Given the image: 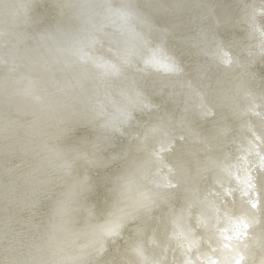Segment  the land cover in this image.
<instances>
[{"label":"snow or ice","instance_id":"1","mask_svg":"<svg viewBox=\"0 0 264 264\" xmlns=\"http://www.w3.org/2000/svg\"><path fill=\"white\" fill-rule=\"evenodd\" d=\"M253 207H256V205H253Z\"/></svg>","mask_w":264,"mask_h":264}]
</instances>
